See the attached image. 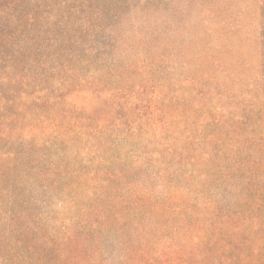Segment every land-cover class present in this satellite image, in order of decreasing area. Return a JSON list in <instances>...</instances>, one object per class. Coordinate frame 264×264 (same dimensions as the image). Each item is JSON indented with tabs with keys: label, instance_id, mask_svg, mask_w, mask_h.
<instances>
[{
	"label": "rangeland",
	"instance_id": "374dc122",
	"mask_svg": "<svg viewBox=\"0 0 264 264\" xmlns=\"http://www.w3.org/2000/svg\"><path fill=\"white\" fill-rule=\"evenodd\" d=\"M25 7L41 40H8L1 65L22 49L15 70L46 82L20 101L0 96L16 131L0 138L1 157L16 160L0 182L1 230L12 208L29 210L45 236L93 232L91 264H126L125 248L143 239L153 253L172 250L211 211L236 210L247 165L264 195V0ZM47 115L77 121L39 125Z\"/></svg>",
	"mask_w": 264,
	"mask_h": 264
},
{
	"label": "trees",
	"instance_id": "16d2710c",
	"mask_svg": "<svg viewBox=\"0 0 264 264\" xmlns=\"http://www.w3.org/2000/svg\"><path fill=\"white\" fill-rule=\"evenodd\" d=\"M7 1L0 0V96H13L20 101L28 90L38 91L46 80L33 75L26 76L29 73L26 70H15L22 64L20 59L26 56L24 50L15 52L20 54L19 59L9 57L10 60L4 65H1V60H4L2 51L9 46L8 40H15L21 34L27 42L36 43V30L40 17L36 12L23 8V2L26 4L39 0H9L8 4H5ZM3 12L7 13L2 14ZM37 99L39 100V97ZM32 102L50 103L45 100H32ZM3 110L8 112V106H3ZM7 116V119L0 116V123H3L0 127V138L11 140L16 132L11 124L13 113H8ZM59 118L65 123L77 121L73 117L47 115L45 119L39 120L38 124L46 121L55 125L61 122ZM7 153L5 157L0 155L2 174L0 182L11 179L10 171L16 164L13 157L14 151L10 150ZM234 161L244 163L238 157ZM250 166L253 172L257 169V163L254 161L250 162ZM230 167L235 173L239 172V168L234 164ZM249 173L250 169L247 165L246 192L238 200L236 210H226L223 219L219 218V213L211 211L212 217L204 225L196 226L192 240L180 241L172 250L153 253L149 249L148 240L143 239L125 248V263L264 264V195L261 189L254 187ZM71 185L74 183L72 182ZM13 209H11L12 217L6 220L8 225L0 229V264H91L88 259L89 253L85 248L88 241H91V244L96 243V240L92 238L93 232L91 237L87 235L85 242L79 240L78 236L70 235L65 231L58 232L57 238L48 237L32 225L33 218L29 210L17 213ZM26 220L30 226L24 225ZM37 233L41 234L40 239L37 238Z\"/></svg>",
	"mask_w": 264,
	"mask_h": 264
}]
</instances>
